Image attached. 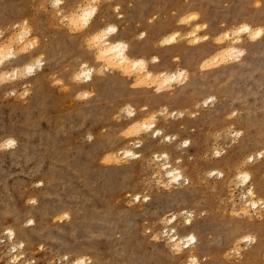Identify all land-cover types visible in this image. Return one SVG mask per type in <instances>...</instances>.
Listing matches in <instances>:
<instances>
[{
  "label": "rangeland",
  "instance_id": "1",
  "mask_svg": "<svg viewBox=\"0 0 264 264\" xmlns=\"http://www.w3.org/2000/svg\"><path fill=\"white\" fill-rule=\"evenodd\" d=\"M73 1L80 3V0ZM148 1L144 16L133 21L130 29L133 43L146 41L151 30L149 25L158 19H172L170 22L182 36L191 32L194 24L205 23L208 30L212 28L213 24L209 21H202V14L199 15L200 20L192 21L189 27L177 25L182 18L178 7L170 3L165 5L166 1ZM178 1L183 5L199 0ZM0 2L4 4L0 12V29L28 20L33 35L40 40L42 51L48 49L40 53L45 57L42 70L26 80L0 86V143L12 137L8 129L33 128L29 133V162L24 164L21 160L18 163L10 158L23 145L19 140L24 141L25 137L14 139L15 148L0 150V171L3 173L0 178V264H13V261L15 264H72L71 261L78 257L87 259L89 264H188L191 253H196L197 264H264V153L262 157L246 162L250 154L259 150L255 149L258 139L261 141L259 148H264V46H261L264 36L251 41L245 34L240 35L237 45H241L240 49L246 54L239 62H220V57L227 52L235 36L218 43L219 34L221 37L230 28L237 29L242 21L251 24L254 29L264 28V12L259 14L258 20L253 19L257 9L264 5V0H216V6L212 7H219L214 17L220 20L215 25L218 32L215 29L203 33L207 30L204 29L197 33L200 36L207 34V41L192 46L186 40L181 41L173 45L167 57L158 42L155 46V42L147 46L148 56L160 59L158 67L148 64L146 68L153 71V78H159L158 72H168L169 69H186L190 74L186 84L174 85L173 91L161 94H155L154 88L163 84L144 79V70L140 68L131 70L135 80L131 75L107 72L104 76L93 74L89 89L83 88L85 83H74L72 76L79 71L81 63H87L90 68L101 66L93 60V54L97 53L84 48V41L90 38L87 37L89 33L69 35L59 23L57 11L50 7L51 0ZM113 2L102 0L98 14H106L105 21L111 20L107 16L115 17V21L122 22L120 28L123 30L132 21H127L121 13L123 0H118V10ZM124 4L132 8L134 2L127 0ZM83 5H87V0ZM62 7L64 15H67L65 4ZM207 9L208 14H214L211 6ZM190 13L193 12L185 16ZM229 14L241 17L240 22L230 25L229 21H224ZM140 32L146 33L142 40L137 39ZM8 35L12 32H6ZM92 44L96 49V44ZM195 48L208 52L199 55ZM213 54L218 59V66L214 67ZM161 55L165 58H160ZM25 56L11 60L0 70L23 67L30 62H21ZM174 56L179 57V63L172 61ZM247 57L250 68L241 65ZM207 60L209 66L204 68L202 63ZM39 80L40 85L37 86ZM25 87L29 94L21 98ZM13 90L16 95L9 96L8 93ZM85 91L94 95L86 100H77L76 96ZM213 97L215 100H212ZM34 98L39 100L37 105L33 104ZM126 104L136 109L135 117L139 122L146 121L166 106L168 112L163 116L157 115V122L161 124L163 134L174 139L168 142L166 138L163 141L155 136L148 138L147 132L139 128L138 121L130 123V119L120 113ZM145 106L147 110L142 111ZM180 113L183 117H179ZM117 115H120L119 121L115 119ZM241 117L245 120L242 121ZM235 132L243 134L236 138L233 135ZM245 133L249 134L251 141L247 147L236 151ZM136 139L152 149L146 150L142 146L143 159L139 157L126 162L118 156L119 150L129 148ZM186 140L190 143L185 148L182 144ZM249 145L251 147L248 148ZM166 146H169L171 163L193 178L189 189L186 185L182 187L187 188L183 192L185 195L178 194L176 186H171L166 176L162 177L164 174L154 165L156 161L152 153L148 155L150 151L159 154ZM214 149L222 154L215 156ZM143 150L146 151L144 154ZM37 160L40 161V170L35 169ZM47 169L55 172L61 198L66 205L73 207L76 218L72 215L65 217L66 210L58 212L59 217L49 214L44 219L36 212L39 204L50 203L47 205L50 208L55 203V197H45L42 202L39 195L55 181L53 174L42 175ZM210 169L221 176L209 178L207 171ZM57 170L59 173H56ZM122 170L126 174H122ZM245 171L251 177L244 184L239 183L238 175ZM156 173H162V178ZM240 184L245 188L254 186L258 203L261 202L257 214L244 207L245 198ZM135 195L140 198L138 202L132 201ZM32 200L36 203H31ZM8 205L12 207L10 210ZM16 212L19 214L16 215ZM176 214L177 217L171 221V215ZM188 214H192L191 225L199 229L204 225L203 238L192 252L183 246L176 253L177 250L169 245L167 234L172 233L168 229L174 225L180 236L186 234L188 226L184 221L190 217ZM18 215L21 218H17ZM31 219L33 224L28 223ZM103 220H107L106 224L102 223ZM249 221L255 222L256 230H259L256 243L260 245V250L248 258L247 254L255 242L240 241L237 231L239 227L249 230ZM88 224L92 229L87 228ZM40 226L45 232L52 230V236L35 232ZM7 229H12L15 237L10 238L5 232ZM20 229L31 235L21 236L18 233ZM19 242H23V247ZM78 249L80 252H77Z\"/></svg>",
  "mask_w": 264,
  "mask_h": 264
},
{
  "label": "bare ground",
  "instance_id": "2",
  "mask_svg": "<svg viewBox=\"0 0 264 264\" xmlns=\"http://www.w3.org/2000/svg\"><path fill=\"white\" fill-rule=\"evenodd\" d=\"M114 2V4H116L117 5V3H118V0H113ZM125 1H127V0H123V3H122V9H121V13L122 14H124L125 16H126V20L127 21H132V23L129 25V26H127L126 28H123V30H121V28H120V26H121V24H122V22H117V21H115V17H110V16H107V18H109V19H111L110 21H105V20H103L104 18H106L105 16H106V14H105V16H102V15H99V14H97V16L95 17V19L93 20V22L91 23V25H90V27L86 30V32L84 31V33H89L88 35H87V37H92V35H93V33H96L98 30H100V29H102V28H104L107 24H116V25H118L119 26V31H118V33H117V35H115V36H113V37H110L109 38V42L108 41H106L105 39H104V36H103V34H99L98 36H96L93 40H92V42H94L95 44H96V50H97V52H95V53H97L101 58H103V60L106 62V63H111L112 65H114V66H116V67H118L120 70L119 71H117V72H114V73H120L122 76L123 75H127V76H129V75H131L130 73H131V70H133V69H136V68H140V69H143L144 70V72L142 73V74H144L143 76H144V79H149L152 83H158V84H163V79L162 78H153V71H150V70H146V68L144 67V66H140V65H137V64H135V60H137V59H141V58H143L145 61H150L151 60V58L152 57H154V56H151V57H149L148 56V53H149V51H148V49H147V46H149L151 43H153V42H155V44H154V46L156 45V43L158 42H160L163 38H165V37H167V36H169L170 34H173V33H176V32H178V30H177V28L175 27V26H173L172 25V23L170 22V20H172V19H170V18H168V19H158L157 21H155L154 23H152V24H150L149 25V27L151 28V30L149 31V37H147V40L146 41H144V42H140V43H133L132 42V40L130 39V29L132 28V24H133V21H138L139 19H141L144 15V13L143 12H145L146 11V9H147V7H148V3H149V1L148 0H145L146 2H142V0H133V2H134V5H133V7L132 8H129V7H126L125 6ZM160 1H166V3H165V5L166 4H173L174 6H176V7H178V10H179V12L178 13H180V15H181V17H183V16H185V15H187L189 12H193V13H196V14H198V15H200V14H202L203 15V20L202 21H209L210 22V24H213V25H211L212 26V28H210L209 30L207 29V28H205V32H203V33H207V32H209L210 30L211 31H215V29L217 30L216 32H218V28H216V24L220 21V20H218V18L219 17H216L217 19H215L214 17H215V14H216V8H219V7H212V6H216V0H199V1H192V2H188V3H184L183 5L178 1V0H160ZM215 2V3H214ZM79 4V1H77L76 3H74V1L73 0H71L70 2H69V0H66V3H65V7H66V11H67V15L69 14V13H72V12H75L76 11V9H77V5ZM67 5V6H66ZM211 6V9H213V11H214V14L212 13V14H208V12H209V10L207 9V8H209ZM83 7V11L81 12V13H79L78 14V19L79 18H87V17H89L90 15H91V12H90V10H89V8L87 7V5H83L82 6ZM165 7V6H164ZM4 9V4H1V2H0V12L2 11ZM208 11H207V10ZM264 12V5L263 6H261L260 8H258L257 9V11H256V16L253 18V19H255V20H258V18H259V14H261V13H263ZM103 13V12H102ZM105 13H106V10H105ZM119 13V12H118ZM121 13H119V14H121ZM191 14V13H190ZM189 14V15H190ZM124 15H122V16H124ZM218 15V14H217ZM124 16V17H125ZM200 17V16H199ZM177 19V18H176ZM181 19V18H180ZM199 20H200V18H199ZM224 20V17H222V21ZM240 20H241V17H238L237 15L235 16L234 14H229V16H227V19L225 18V20L224 21H229L228 23L230 24V25H234V24H236V23H239L240 22ZM204 21V22H205ZM35 22H36V20H35ZM178 25V24H177ZM190 25V24H189ZM203 25H205V23H203L202 25H199V26H203ZM242 25H247V26H249L250 27V29L254 32L256 29H254L252 26H251V24H249V23H246V22H244V21H242V23H241V25L240 26H242ZM188 26V25H187ZM198 25L197 24H194L193 25V27H194V29L197 27ZM236 26V25H235ZM189 27V26H188ZM191 27V26H190ZM208 27V26H207ZM209 28V27H208ZM233 29H231L230 28V30L229 31H227V32H225V33H228L229 34V37H228V39L230 38V36H231V33L235 30L234 28L235 27H232ZM238 28H239V26H238ZM237 28V29H238ZM126 29V30H125ZM220 29V28H219ZM258 29V28H257ZM204 31V30H203ZM145 32V31H144ZM83 33V32H82ZM180 34H181V32H179ZM186 33V35L188 34L187 32H185ZM225 33H222L223 35L225 34ZM140 34H141V32H140ZM140 34H139V36H140ZM242 34H245L247 37H248V34H246V33H242ZM36 35V34H35ZM84 35V34H83ZM133 35V34H132ZM199 34H196V38H200V37H203V36H207V34L205 35H199ZM220 35L221 34H219V37H220ZM138 36V37H139ZM182 36V35H181ZM262 37V36H261ZM260 37V38H261ZM85 38V37H84ZM191 38V37H190ZM263 39H261V46H264V37H262ZM87 39V38H86ZM89 39V38H88ZM227 39V40H228ZM231 39H233V38H230V40ZM237 38H235V40H236ZM239 39H240V37H239ZM243 39V38H242ZM248 39V38H247ZM230 40L229 41H227L228 43L230 42ZM234 40V41H235ZM241 40V39H240ZM117 41H124V42H126V43H128V45H129V49H128V51H127V53H126V55L130 58V59H128V60H126L123 64H121L120 63V61L124 58V55L125 54H123V53H121V52H119V51H113V43H115V42H117ZM213 41V40H212ZM225 41V40H224ZM223 41V42H224ZM233 41V43L232 44H229L228 45V48H227V50L226 51H228L230 48H237V49H240V47H242L241 45L240 46H238L237 45V43H235ZM157 43V44H158ZM185 43V42H184ZM218 43H220V42H218ZM152 44V45H153ZM186 44H188V43H186ZM174 45V44H173ZM173 45H171V46H165V47H163V54L164 55H166V57H167V55L169 56V53L168 52H170L172 49H173ZM254 45V44H253ZM48 46V45H47ZM49 48V47H48ZM55 48V47H54ZM54 48H52L51 50H53ZM225 48V47H224ZM264 48V47H263ZM41 49V50H40ZM43 49H44V46H43ZM48 49H45V52L47 51ZM50 50V49H49ZM156 51V50H155ZM195 51H197V53L199 54V55H205V54H207V50H205V49H202V48H195ZM41 52H44V51H42V47L40 48V46H39V48H36L33 52H30V55L28 54V55H26L24 58H23V60H21V62H25V61H31V59L37 54H40ZM44 52V53H45ZM52 52V51H51ZM216 52H218V51H216ZM43 54V53H42ZM93 54V53H92ZM96 54V55H97ZM192 55H193V53H191ZM36 55V56H37ZM95 54H93V56H94ZM162 56V55H161ZM210 56V55H209ZM133 57H136V58H133ZM155 57H158V56H155ZM175 57V56H174ZM159 58V57H158ZM160 58H165V56H162V57H160ZM173 58V57H172ZM208 58V57H207ZM205 59V58H204ZM160 60V59H159ZM217 57L215 56V54H213V58H212V61H216L217 62ZM173 61V60H172ZM208 61V60H207ZM82 64H84V63H81L80 65H79V73H83V71H88V69H82L81 68V65ZM149 64H151L153 67H158L159 66V63L158 64H152V63H150L149 62ZM220 64V63H219ZM224 64V63H223ZM241 65L243 66V67H249L250 68V59L247 57L242 63H241ZM164 67V66H163ZM211 67V66H210ZM209 67V68H210ZM214 67V66H213ZM97 68H99V67H97ZM148 69V68H147ZM77 72V73H78ZM172 72H175L173 69H169V71H168V73H172ZM141 73V72H140ZM139 73V74H140ZM151 73V74H150ZM155 73V72H154ZM76 74V73H75ZM119 74V75H120ZM136 74H137V72H136ZM158 74H159V72H158ZM138 75V74H137ZM136 75V76H137ZM141 75V74H140ZM154 75H156V74H154ZM133 75H131V77H132ZM135 76V77H136ZM65 78V77H64ZM69 78H71V77H69ZM128 78V77H127ZM133 78V80H135V78L134 77H132ZM39 79V78H38ZM68 79V78H67ZM129 79V78H128ZM137 80L138 79H140V78H136ZM35 81V80H34ZM91 81H92V79H91ZM90 81V82H91ZM90 82H88L87 84L85 83V84H82V86H83V88H85V89H89L90 87H92L91 86V84L92 83H90ZM40 85V80L38 81V85L37 86H39ZM155 86H156V84H154ZM39 103V100H37V99H35L34 98V100H33V104L34 105H37ZM146 114V113H145ZM144 114V115H145ZM148 115V114H147ZM26 116V115H25ZM143 117V116H142ZM141 117V119L143 120V118ZM146 118V117H145ZM241 120L243 121V120H245V118L244 117H241ZM130 123H134V122H137L138 121V123H140L141 125L145 122V121H143V122H139V120H137V117H132L130 120ZM158 120L156 119V124H155V127L154 128H152L151 129V131H146L147 132V136H148V138H150L151 136H155V133L157 132V131H159L160 133H161V135L160 136H155V138L156 139H158V140H162L163 141V139L164 138H166L167 139V141L168 142H171V140H173L171 137H167V136H165L164 134H163V128L158 124V122H157ZM258 121V120H257ZM239 122H241V121H239ZM262 122V121H261ZM257 124H258V122H257ZM259 124H260V122H259ZM21 126H23V125H21ZM27 128V127H26ZM139 128L141 129V127L139 126ZM32 129L33 128H31L30 130H26L25 128H23V127H21V128H16V127H13V128H11V129H8V133H9V135H11L12 137H10V138H12V139H19L20 137H25L26 138V140H24V141H21V140H19L21 143L23 142V145L20 147H18L17 149H16V152H14V153H12L11 154V159H14V161L15 162H18V163H20L21 162V160H22V162L25 164V163H27V162H29V160H30V156L28 155V150H29V148H30V145H31V143H30V137H29V133L30 132H32ZM132 131H130V133H131ZM137 135V134H136ZM136 135H134V136H136ZM143 135V134H142ZM146 134H144V136H145ZM128 136H130V135H128ZM127 136V137H128ZM132 136V135H131ZM143 136V137H144ZM114 137V136H113ZM140 137V136H139ZM6 139V138H5ZM4 139V140H5ZM52 139V138H51ZM142 139V138H141ZM3 140V141H4ZM8 140V139H7ZM53 142H54V140H52ZM187 141V140H186ZM251 141V138H250V136H249V134L248 133H245L244 134V136L242 137V139H240V141L238 142L239 144H238V146H237V150L236 151H239V150H242L243 148H245V147H247V145H248V143ZM132 142V141H131ZM142 142L143 141H141V140H138V139H136V141L135 142H132L131 144H130V146H129V148L127 147V149H121V150H119V154H118V156H121V158L123 159H126V162L127 161H129V160H135L136 158L138 159L139 157L141 158V152H142V150H141V147L143 146V148H145L146 150H148V149H150L151 148V146L150 145H148V144H142ZM161 142V141H160ZM159 141H158V143H160ZM257 142V141H256ZM258 142L259 143H256V145H255V149H259V150H256L254 153H252V154H250L248 157H247V160H246V162H250V161H252V160H254V159H256V158H260V157H262L263 156V153H264V148H259V146H260V142L261 141H259V139H258ZM129 143V142H128ZM137 144H139L140 146L139 147H137ZM161 144V143H160ZM169 144V143H168ZM100 145V144H99ZM125 145H127V144H125ZM129 145V144H128ZM183 145V144H182ZM139 148V150L137 151V150H135L134 148ZM169 147V146H168ZM168 147L166 146V148H162L161 149V152L158 154V153H155L154 151H150L149 153H148V155H150L151 153H152V156H153V160L154 161H156V164L154 163V165H156L160 170H162V173L164 174V176H162V177H167L168 178V181L172 184L171 186H176L175 188L177 189V193L178 194H182V195H185V194H183V192L185 191V190H187V188H188V186L192 183V179L190 178V176H188V175H186L184 172H183V170L182 169H180L179 167H176V166H174L172 163H171V159L172 158H169L168 156V153L170 152V150L168 149ZM249 147H251L250 145L248 146V148ZM126 148V147H125ZM119 149V148H118ZM117 149V150H118ZM152 149V148H151ZM58 150H59V148H58ZM57 150V151H58ZM116 151V150H115ZM111 152V151H110ZM128 152H131L132 153V156H127L126 155V153H128ZM146 151H144L143 150V154L145 153ZM214 152L216 153V152H219V150L218 149H214ZM89 153H90V151H89ZM88 153V154H89ZM112 153V152H111ZM115 153V152H114ZM116 153H117V151H116ZM214 153V154H215ZM110 154V153H109ZM108 154V155H109ZM142 154V155H143ZM116 155V154H115ZM114 155V156H115ZM105 156H107V154L105 153ZM165 156L167 157L166 159H165ZM216 156V155H215ZM245 156V155H244ZM109 158H112V156H110ZM245 158V157H244ZM32 159V158H31ZM41 159V158H40ZM39 159V160H40ZM141 159H143V158H141ZM180 159V158H179ZM39 160H37L35 163H34V165H35V169H39L40 170V168H39V166H40V161ZM120 160V159H119ZM238 160V159H237ZM43 161V160H42ZM125 161V160H124ZM113 162V161H112ZM123 162V161H122ZM248 165V164H247ZM249 166V165H248ZM41 167V166H40ZM246 168V167H245ZM155 169H156V167H155ZM157 170V169H156ZM155 170V171H156ZM250 170V169H249ZM158 171V170H157ZM206 171V170H205ZM244 171V170H243ZM122 174H126L125 173V170H122V171H120ZM159 172H161V171H159ZM158 172V173H159ZM239 172H241V170L239 171ZM238 172V173H239ZM246 172V171H245ZM248 172V171H247ZM244 173V174H240V175H238V179H239V183H242V184H244V182H245V177H248V179H249V177H251L250 175H249V172H251V170L248 172V173ZM55 174V172L52 170V169H47V170H45L44 171V174H42L43 176H49V175H51V174ZM56 173H59V171L57 170L56 171ZM162 173H160V175L162 174ZM186 173H188V172H186ZM3 175V173L0 171V178L2 177V175ZM54 174H53V177H55L54 176ZM157 174V173H156ZM171 174V175H170ZM176 174H179V176H180V179L179 180H176L175 182H173V180H174V177H175V175ZM189 174V173H188ZM207 174H208V177L209 178H213V177H217V176H221L219 173H217L214 169H210V170H208L207 171ZM158 176H160L159 174H157ZM202 175V174H201ZM203 175H204V172H203ZM206 176V175H205ZM46 177H44V178H46ZM157 177V176H156ZM161 177V176H160ZM159 177V178H160ZM161 177V178H162ZM191 177H192V175H191ZM197 177H198V175H197ZM200 177V176H199ZM160 178V179H161ZM202 178V177H201ZM157 179H158V177H157ZM203 179V178H202ZM247 179V180H248ZM54 182L53 183H50L49 184V186H47L46 188L47 189H45V193H39V195H40V199H41V201L42 202H44V198L45 197H55L54 199H55V203H54V205H52L50 208H47V205H49L50 203H45V204H39V206H38V209H37V211L36 212H38V215L39 216H41L40 218H42V219H44L47 215H49V214H57L58 212H60L61 210H66L67 212H66V214H65V217H68V216H70V215H72L74 218H76V213H75V211L73 210V207H70V206H68V205H66L65 203H64V201H63V198H61L62 197V192H61V190L60 189H58L57 188V182L59 181V180H57V177H55L54 178ZM165 180H166V178H165ZM165 180H162L163 182L165 181ZM167 181V180H166ZM185 181H187V183H185ZM242 184H240L241 186H242ZM183 185H186V187L187 188H184V189H182V187H183ZM249 185V184H248ZM250 186H252V185H250ZM180 189H179V188ZM236 187V186H235ZM249 187V186H248ZM190 188V187H189ZM188 188V189H189ZM254 186L253 187H249V188H245V187H243L242 186V188H241V190L243 191V196H244V198H245V201H244V207H247V208H249L250 210L252 209L253 210V212L255 213V214H257L258 213V209H259V206L261 205L260 203H258V199L256 198V193H255V191H254ZM179 191H182V193L181 192H179ZM37 198H38V196H37ZM129 198V197H128ZM132 199V198H131ZM38 200V199H37ZM140 200V198H139V196H134L133 197V200L132 201H135V202H138ZM263 201V200H262ZM131 202V201H130ZM14 204V203H13ZM253 205H255V207H253ZM5 207H7L6 205H5ZM8 207H9V205H8ZM11 207V206H10ZM10 207H9V209L8 210H10ZM12 208V207H11ZM260 211V210H259ZM25 212V211H24ZM68 212H70L71 214H69ZM25 213H28V211H26ZM31 213V212H30ZM64 213V212H63ZM17 214H19V212H16V215ZM24 214V213H23ZM23 214H21L20 216L21 217H23L22 215ZM59 214H57V216H58ZM63 215V214H62ZM188 215H190V214H188ZM192 215V214H191ZM191 215H190V217L188 216V218L187 219H185V221H184V223L188 226V229H187V232H186V234H184L183 236H180L179 235V233L174 229V225L172 226V227H170V230L168 229V231H169V233L171 232L172 234L171 235H169V234H167L169 237H168V241L170 242V244L169 245H172V247L174 248V250H177V252L176 253H178V250L180 251V249L182 250V247L184 246L185 247V249H187V251L188 252H192L193 251V249L195 248V247H199V244H200V242H201V240H202V238H203V232H204V225H202L201 226V228L199 229V228H197V226H195V225H191ZM19 215L18 216H16L17 218H21ZM237 216V215H236ZM0 217H1V215H0ZM33 217H34V215H33ZM59 217V216H58ZM171 221H173L174 219H175V217H177V214H176V216L175 215H171ZM28 219V218H27ZM40 220V219H39ZM49 220V219H48ZM32 223L31 224H33V220L31 219L30 220ZM52 221V220H51ZM171 221H170V223H171ZM189 221H190V223H189ZM57 222V221H56ZM106 222H107V220H103L102 221V223L103 224H106ZM28 223H29V221H28ZM87 228L88 229H92V227H90V224H88L87 225ZM256 228H257V225H256V223L255 222H253V221H249V230H246V228H241V227H239V230L237 231L238 232V234H239V240L240 241H242V242H246V243H251L253 240H255V244L253 245V247H252V250L251 251H249V253L247 254V257L249 258L251 255H254L255 253L257 254L258 252H259V250H260V245L259 244H257L256 242V238H257V235H258V233L257 232H259V230L257 231L256 230ZM15 229V228H14ZM32 230V229H31ZM251 230H253L254 232H252ZM93 231V230H92ZM245 231H247V233L245 232ZM6 234L10 237V238H13V237H15V233H14V231L12 230V229H7L6 231ZM35 232H37L39 235L40 234H42V235H44V236H52V230H50V231H48V232H45L44 230H43V228H42V226H40V228L38 229H36V231ZM9 233H11V235H9ZM18 233L21 235V236H30L31 235V233H26L24 230H22V229H20V230H18ZM168 233V232H167ZM252 234H254V237H252ZM6 235V236H7ZM189 236H194L195 237V243H190L189 241H188V238H189ZM249 237H251L252 239H247V238H249ZM54 239H55V237H54ZM229 242H231V241H229ZM228 242V243H229ZM238 242V241H237ZM20 244H22L23 242H19ZM172 243V244H171ZM228 243H225V244H228ZM234 244V243H233ZM23 245V244H22ZM165 245H166V243H165ZM233 247V246H232ZM236 247V246H235ZM84 248V247H83ZM223 248H226V247H224L223 246ZM231 248V247H230ZM84 250V249H83ZM85 251V250H84ZM77 252H80V250L78 249L77 250ZM83 252V251H82ZM81 252V253H82ZM179 253H181V252H179ZM227 253V252H226ZM16 257V256H15ZM95 258H96V260L97 261H99L98 259H97V257L95 256ZM94 258V259H95ZM197 255H196V253H191V255L189 256V260H188V264H192V261H195L196 262V264L198 263V260H197ZM207 258V257H206ZM16 259H17V257H16ZM93 259V258H92ZM13 260H15V258L13 259ZM77 261H82L83 262V264H89L88 263V261H87V259H81V258H76V259H74L73 261H71L72 262V264H77ZM96 261V262H97ZM97 263H100V262H97ZM123 264H125V263H123Z\"/></svg>",
  "mask_w": 264,
  "mask_h": 264
},
{
  "label": "clouds",
  "instance_id": "3",
  "mask_svg": "<svg viewBox=\"0 0 264 264\" xmlns=\"http://www.w3.org/2000/svg\"><path fill=\"white\" fill-rule=\"evenodd\" d=\"M66 3V0H51L50 7L57 11V16L60 17L59 23L65 28V30L68 31L69 35H77L81 32L86 31L95 17L97 16L100 8V4L102 3V0H87V7L89 8L91 15L87 18H79L78 14L83 11V4L85 3V0H80V3L77 5V9L75 12L69 13L68 15H64V9L63 5ZM119 6H116V10H118ZM199 19V15L196 13H192L188 16L182 17L178 21V25H188L192 21H196ZM207 26H197L195 29H193L191 32H189L186 36H181L179 32L170 34L169 36L163 38L159 42V47H165V46H171L173 44H177L181 41H187L190 46L196 45L198 43H201L203 41H207L209 39L208 36H203L200 38H196V34L202 30H204ZM119 26L116 24H107L104 28L98 30L96 33H93L92 37H90L88 40L84 41V48L87 51L90 52H97V50L93 47L92 40L98 36L99 34H103L104 39L109 42V38L117 35L119 31ZM11 31L12 35L6 36V32ZM242 33L248 34V38L251 41H256L261 36H264V28H258L254 32L250 29L247 25H242L238 29H235L231 35L235 36L237 39L234 41L235 43H239V37ZM146 36V33H141L137 39H144ZM189 37H192V39H189ZM229 34L225 33L223 36L218 38V42H222L226 39H228ZM19 45V47H17ZM40 46V40L38 37L33 35L32 29L29 25L28 20H24L20 23L11 25L8 29H0V69L4 68V65L9 63L11 60H14L18 58L21 55H28L30 52H33L36 48ZM129 49L128 43L124 41H117L113 43V51H119L124 55V58L120 61L121 64H123L126 60L130 59L126 53ZM246 54L245 50L243 49H237V48H230L227 52H225L220 57L221 63H231V62H239L242 57H244ZM93 60L100 64L101 66L99 68H90L87 63H84L81 65L82 69H88V71H83V73H76L72 76V81L74 83H88L91 81L93 74L104 76L107 72H117L120 69L111 63H106L103 58H101L98 54L94 55ZM158 64L159 58L158 57H152L150 61H145L143 58L135 60V64L144 66L147 68L148 64ZM174 63H179V57H175L173 60ZM204 68H207L209 66V61H204L202 63ZM213 66H218L216 61H212ZM45 66V57L43 54H40L34 58L31 59V61L24 65L23 67H16L11 70H0V86H3L5 84H11L18 80H26L28 77L35 75L37 71H40ZM151 74V73H150ZM160 78L163 79V85L161 87H155L154 92L155 94H161L163 91L171 92L174 90L173 86H182L187 83L189 79V73L186 69H177L175 72L168 73L167 71L160 72L157 74ZM56 83H62L60 81H56ZM132 87H136L135 84H132ZM29 94V90L27 87H25V90L21 93V98L26 97ZM9 96H15L16 92L15 90L8 93ZM94 95L92 92H82L76 96L77 100H86L91 98V96ZM212 100H215L213 97ZM142 111H146V106L141 109ZM168 112L167 107H162V111L158 112L157 114H153L150 116L142 125L137 123L138 126L141 127L142 131H151L152 128L155 127L157 115L163 116ZM120 113L124 114L126 118L131 119L134 117L136 113V109L131 104H126L123 108L120 109ZM173 116H176V113L172 114ZM232 116H235V113H232ZM179 117H183V113L179 114ZM117 121L120 120V115H117L115 117ZM126 132L122 133L124 135ZM243 133L242 132H235L233 135L236 138H239ZM161 133L157 131L155 133V136H160ZM92 137L89 136V140H91ZM174 139V138H173ZM189 141H185L183 143V147H188ZM140 145L137 144V147ZM16 147V141L14 139H8L3 143H0V150H6L9 148H15ZM222 153L216 152L215 155L219 157ZM127 156H132L131 152L126 153ZM167 157L165 156V159ZM112 158H110L111 160ZM107 162V161H106ZM171 175V174H170ZM180 176L179 174H176L174 177L173 182L176 180H179ZM245 182H247L248 177H245ZM187 183V181H185ZM31 203L35 204L36 201L32 200ZM255 207V205H253ZM32 222L29 221V224ZM190 223V221H189ZM11 235V233H9ZM247 239H252L251 237ZM188 241L190 243H195V237L189 236ZM255 241L253 240V243ZM20 247H23V245H20ZM16 249L14 248L13 251ZM13 264H15V261H13ZM77 264H83L82 261H77ZM192 264H196L195 261H192Z\"/></svg>",
  "mask_w": 264,
  "mask_h": 264
}]
</instances>
